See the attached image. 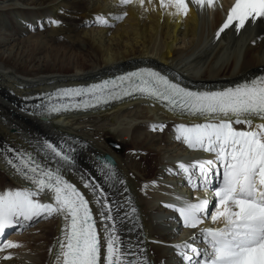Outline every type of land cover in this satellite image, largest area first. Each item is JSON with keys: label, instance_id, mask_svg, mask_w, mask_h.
Returning a JSON list of instances; mask_svg holds the SVG:
<instances>
[{"label": "bare ground", "instance_id": "obj_1", "mask_svg": "<svg viewBox=\"0 0 264 264\" xmlns=\"http://www.w3.org/2000/svg\"><path fill=\"white\" fill-rule=\"evenodd\" d=\"M56 1L0 0V191L23 188L27 183L6 164L4 157L12 155L6 151L8 148L13 149V153L25 151L47 166L56 167L43 148L44 141L64 145L66 149H74V164L63 169L64 175L86 193L101 237L106 222L101 220L100 209L93 202L91 191L84 187V180L99 184L111 203L123 246L135 254L129 255L128 260L186 264L174 245L187 241L202 248L199 229L217 225L208 215L196 229L185 227L179 214L165 207L169 202L156 201L172 197L185 200L187 195H193L188 201L195 202L197 197H206L202 195L203 189H194L188 181L189 176L194 183L199 181L198 169L190 167L189 172L183 174L171 162L185 150L191 152L193 158L198 152L176 138V125L204 121L174 115L141 98L106 108L58 115L36 112L25 97L61 86L89 83L140 65L153 66L188 89L228 87L264 74V20L258 18L247 23L239 33L230 27L217 39L215 33L226 18L232 0H218L214 10L203 12L191 6L188 15L183 17L162 11L159 0L152 3L145 0L143 7L139 4L120 6L118 0H106L110 4L115 1L113 7L117 11L129 13V26L126 24L129 33L125 34L128 37L124 43L112 44L106 40L104 43L100 38L92 44L97 37L89 34L88 40L84 37L88 33L81 29L83 38L59 36L67 43V47L62 48L56 43L59 37L52 35L58 24L51 23L60 18V11L81 7V11L99 14L104 13L105 7L97 0H58L49 9L45 7L46 3ZM51 10L55 11L51 14ZM179 40L182 43L178 44ZM109 123L112 129L106 128ZM160 124L164 125L162 130L153 129V125ZM170 133L173 135L169 137ZM108 134L127 142L129 149L136 153L127 155L124 162L121 154L105 143ZM207 153L209 157L204 161L214 159L213 153ZM105 164L112 166L111 181L105 180L104 172L108 171ZM219 171L214 168L209 177L210 194H214L212 186ZM120 180L124 183H119ZM182 182L185 184L176 186ZM159 189H165L169 196ZM208 200L209 204L213 201L212 197ZM169 201L171 205L181 204L177 199L179 203ZM64 224L62 216L53 214L38 218L29 227L7 230L3 235L6 238L0 236V240L20 246L6 250L12 259H0V264H57V241ZM177 227L182 231L180 234L175 231ZM194 236L197 239H193Z\"/></svg>", "mask_w": 264, "mask_h": 264}, {"label": "snow or ice", "instance_id": "obj_2", "mask_svg": "<svg viewBox=\"0 0 264 264\" xmlns=\"http://www.w3.org/2000/svg\"><path fill=\"white\" fill-rule=\"evenodd\" d=\"M144 3L145 0H118L120 6L139 4L143 7ZM217 3L218 0H159V7L170 16L183 17L188 15L191 6L203 12L214 10ZM126 14L114 15L112 19H123ZM258 18L264 20V0H233L215 36L219 39L230 27L239 33L247 23ZM95 19L97 23L108 25L100 15ZM136 94L162 103L175 114L204 121L176 125V138L182 139L189 149L214 154L211 160L187 166L178 164L186 174L190 167L198 169L200 179L194 183L189 176L190 185L207 193L212 170L222 169V177L218 176L219 183L213 190L215 210L210 214L211 222L217 226L199 229L202 248L187 241L174 245L178 255L186 264H264V76L222 90L191 91L159 72L141 68L87 87L58 88L45 94L50 103L43 107L48 113L87 109ZM53 97L59 98L61 103H51ZM65 98L67 103L63 102ZM152 127L162 130L164 125ZM43 148L55 161V168L41 164L30 153L6 150L12 153L4 157L6 164L27 183L23 188L0 191V236L9 229H23L40 217L56 214L65 221L57 241V264H147L146 260L127 259L135 254L123 246L111 203L99 184L84 180V187L91 191L93 202L100 209L101 220L106 222L103 237L98 234L89 200L64 176L63 169L74 164V149L48 141H44ZM104 168L108 169L104 172L105 180L111 181L112 166L105 164ZM165 207L177 212L185 227L196 229L207 218L209 200L197 197L195 202L183 201L180 205ZM19 246L0 240V253H4L0 259L11 260V253L6 250Z\"/></svg>", "mask_w": 264, "mask_h": 264}, {"label": "rangeland", "instance_id": "obj_3", "mask_svg": "<svg viewBox=\"0 0 264 264\" xmlns=\"http://www.w3.org/2000/svg\"><path fill=\"white\" fill-rule=\"evenodd\" d=\"M58 1V0H57ZM57 1L56 2H50V3H46L45 4V7H47L48 9H49V7H51V6H53L55 3H57ZM97 2H99V3H101L102 4V2H103V6L105 7V9H104V13H99V14H93V13H87V12H84V11H81V7H73L72 9H70L68 12L67 11H60V14H62L61 16H60V18L58 19L59 20V23H58V26L57 27H55L56 29H54V32L52 33V35L53 36H55L56 38L57 37H64V38H66V36H71V38L72 39H74V37H76L75 39H79L80 37H82L83 38V36H84V34H82V32H81V29H84L88 34H87V36H84L85 38H87L88 40H89V37H88V35L89 34H91L92 36H96L97 37V39H95L94 40V42L92 43V44H95V43H97L98 42V40H100V38H101V40L102 41H104V40H106V42L108 41V43H112V44H115V43H124L123 41L126 39V37H128L127 35H125V34H128L129 33V21L127 22V20H128V15H129V13H127V10H126V15L125 16H123V19H120V20H113L112 19V16H114V15H119V14H122V13H125V11H121V10H119V11H117V8H115V6L113 7V5H115L114 4V2L115 1H113V2H111V4L109 3V1H104V0H97ZM104 3H106V4H104ZM108 4V5H107ZM110 5V6H109ZM21 7H33V5H28V6H25V5H21ZM83 10V9H82ZM55 10H51V14L54 12ZM117 13H116V12ZM121 11V12H120ZM97 15H100V16H102V17H104L107 21H108V25H104V24H100V23H97L96 22V16ZM56 21H58L57 19H55ZM125 22V23H124ZM122 23H124L123 25H121ZM121 26H120V25ZM128 26H127V25ZM60 26V27H59ZM120 26V27H119ZM127 27V28H126ZM99 30H98V29ZM101 28L103 29V30H101ZM118 28H120L121 30H123V31H121L120 29H118ZM126 28V29H125ZM118 31V33H117V31ZM92 30V31H91ZM97 30V31H96ZM101 31V32H100ZM121 31V32H120ZM93 34H92V33ZM99 32V33H98ZM126 32V33H125ZM128 32V33H127ZM66 33V34H65ZM95 33V34H94ZM115 33H117V34H115ZM99 34V35H98ZM120 35V37L119 36H117V35ZM91 35H90V37H91ZM69 36V37H70ZM78 36H79V38H78ZM59 37V40H56L57 42L56 43H58V45H60V47H62V48H64L66 45H67V43H66V41L65 40H63V39H61ZM111 37V38H110ZM103 38V39H102ZM110 38V39H109ZM118 38H119V40H118ZM97 41V42H96ZM60 43V44H59ZM104 43H105V41H104ZM180 43H182V41H180L179 40V42H178V44H180ZM178 44H176V46L178 45ZM57 45V46H58ZM67 47V46H66ZM76 51V50H75ZM74 51V52H75ZM92 113H95V112H92ZM101 116V115H100ZM103 116H101L100 118H102ZM97 119H99V117L97 118ZM113 125H115V124H113ZM111 127H113L112 126V124L110 125V123L109 124H107V126H106V128L108 129H112ZM171 135H173L172 133H170V135H169V137L171 136ZM113 137H111L109 134H108V136H105V138H104V141H105V143H107V144H109L110 145V143L108 142V140H111V141H113V142H115V143H117L118 145H119V147H120V150L118 151V153L119 154H121V158L124 160V162L126 161V159H127V155H130V154H133V153H136V152H134V151H131L130 149H129V147H128V143L126 142H122V141H120V140H117V138L114 136V135H112ZM165 137H167V136H165ZM168 137V138H169ZM118 141V142H117ZM122 144V145H121ZM110 147H112V146H110ZM190 151V150H189ZM196 151H198V152H196L195 154H196V156L197 157H195L196 159H198V160H205V159H207L209 156L207 155L208 153L207 152H205V151H203V150H201V149H198V150H196ZM127 153V154H126ZM184 154H182L181 156H179V155H177L176 157H174L173 159H172V163L173 164H175V166L177 165V170L178 171H181L179 168H178V163H185V165H188V164H190V163H192L191 161H190V158H191V160H193L192 158V154H191V152H188V151H184L183 152ZM124 155V156H123ZM170 168H171V166H170ZM170 168H167V169H169L170 170ZM171 172H174V171H171ZM181 172H183V171H181ZM176 172H174L173 174H175ZM169 174V173H168ZM183 174H184V172H183ZM183 174L181 175V176H183ZM186 182V181H185ZM185 182H182V183H180L179 185H176V186H181V185H183V184H185ZM144 187L146 186L145 184L143 185ZM217 186V185H216ZM215 186V184H214V186H212V191L214 190V188L216 187ZM194 188V187H193ZM197 189H198V187H196ZM196 188H194V189H196ZM211 188V187H210ZM177 189V188H176ZM196 189V190H197ZM160 191H164L163 193L166 195V196H169L168 194H169V192H167V191H165V189L163 190V189H159V192ZM177 191H179L178 189H177ZM162 193V192H161ZM202 195H206V197H207V195H208V197L207 198H211L212 197V199H213V201H211V204H209L210 206L208 207V214H207V216L209 215L210 216V214H211V211H212V207L213 206H215V197H214V194H210V193H204V194H202ZM193 195H187L186 197H188V198H186L185 200H181V199H177L176 197H172L171 199L170 198H162V199H158L156 202H160V201H165L166 200V202H169L170 203V205H171V201H169V200H172V201H174V202H183V201H188V199H190V197H192ZM199 196H201V195H199ZM205 198V197H204ZM176 199L178 200V201H176ZM203 199V198H202ZM178 202V203H179ZM215 208V207H214ZM208 216V217H209ZM179 225V224H178ZM177 225V226H178ZM180 226V225H179ZM180 229V227H177L176 229H175V231H177V233L179 232V234L182 232L181 230H179ZM3 237V236H2ZM4 238V237H3ZM6 238V237H5ZM201 248V247H200Z\"/></svg>", "mask_w": 264, "mask_h": 264}, {"label": "water", "instance_id": "obj_4", "mask_svg": "<svg viewBox=\"0 0 264 264\" xmlns=\"http://www.w3.org/2000/svg\"><path fill=\"white\" fill-rule=\"evenodd\" d=\"M179 115V114H178ZM180 116H182V115H180ZM108 142L110 143V145L112 146V148L115 150V151H119L120 150V147H119V145L117 144V143H115V142H113V141H111V140H108ZM194 159H196L195 157H194Z\"/></svg>", "mask_w": 264, "mask_h": 264}]
</instances>
